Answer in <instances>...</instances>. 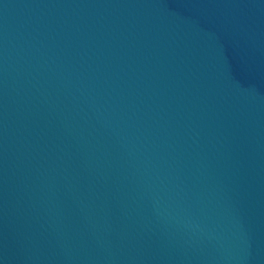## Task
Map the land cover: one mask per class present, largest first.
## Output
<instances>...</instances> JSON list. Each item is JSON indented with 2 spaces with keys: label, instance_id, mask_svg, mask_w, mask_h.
<instances>
[{
  "label": "water",
  "instance_id": "95a60500",
  "mask_svg": "<svg viewBox=\"0 0 264 264\" xmlns=\"http://www.w3.org/2000/svg\"><path fill=\"white\" fill-rule=\"evenodd\" d=\"M0 264H264V0H0Z\"/></svg>",
  "mask_w": 264,
  "mask_h": 264
}]
</instances>
